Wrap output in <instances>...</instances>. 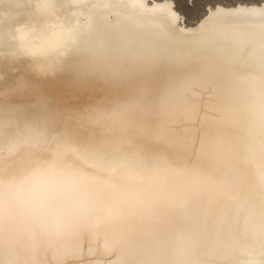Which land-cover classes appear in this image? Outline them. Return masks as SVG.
<instances>
[{
  "label": "bare ground",
  "instance_id": "6f19581e",
  "mask_svg": "<svg viewBox=\"0 0 264 264\" xmlns=\"http://www.w3.org/2000/svg\"><path fill=\"white\" fill-rule=\"evenodd\" d=\"M13 2L0 21L43 0ZM52 2L49 19L105 55L74 79L0 34V264L264 259V0H216L194 23L185 0ZM145 50L186 62L122 75Z\"/></svg>",
  "mask_w": 264,
  "mask_h": 264
},
{
  "label": "snow or ice",
  "instance_id": "6c2138e0",
  "mask_svg": "<svg viewBox=\"0 0 264 264\" xmlns=\"http://www.w3.org/2000/svg\"><path fill=\"white\" fill-rule=\"evenodd\" d=\"M189 3V0H185ZM150 6V5H149ZM190 7L197 6V0H190ZM19 3H14L13 0H0V8H20ZM55 4L52 0H43L35 5L34 11L21 13H4V19L0 21V34H3L4 42L9 38L18 41L16 51L12 53L14 57H18L20 53L33 58L48 57L56 53V64L50 65L48 69L39 68V71L47 73V71L63 73L74 79H82L93 73L100 72V66L104 57L103 52L91 51L87 48H81L77 43L76 29L67 24L55 23L49 19L54 14ZM218 21L227 25L229 18L226 14L213 12ZM173 16L179 18L177 12H172ZM260 15L264 17V10ZM205 20L208 19L206 16ZM204 21H201V26ZM59 29L66 34V39L57 43H53L49 39V31L51 29ZM79 53L80 55L69 56V53ZM189 58L199 59L198 52H191L187 54ZM61 57H68L61 59ZM181 58L176 55L164 51L145 50L138 52L128 67L124 70L122 75L136 76L138 74H155L156 72L167 68L170 65L181 64ZM260 63L264 69V34L261 36L260 43ZM264 78V75L261 76ZM157 101L154 99L151 102V107L156 105ZM61 190L60 187L51 182L46 184L41 189V197L46 198L48 193H54ZM261 255L264 256V246L261 248ZM245 264H264V259L249 260Z\"/></svg>",
  "mask_w": 264,
  "mask_h": 264
},
{
  "label": "rangeland",
  "instance_id": "374dc122",
  "mask_svg": "<svg viewBox=\"0 0 264 264\" xmlns=\"http://www.w3.org/2000/svg\"><path fill=\"white\" fill-rule=\"evenodd\" d=\"M215 1L216 0H214V1L213 0H197V9L194 10L191 19H190V17H191L190 15H189V17L187 16L188 21L190 20V22H193L194 21L193 18L196 19L201 14V10L205 9V7L207 8V4H210V3L215 2ZM219 1L229 3L230 1L233 2L236 0H219ZM217 2H218V0H217ZM189 3H190V0H189ZM198 6H200V7H198Z\"/></svg>",
  "mask_w": 264,
  "mask_h": 264
}]
</instances>
